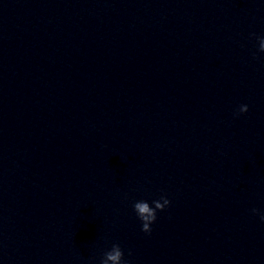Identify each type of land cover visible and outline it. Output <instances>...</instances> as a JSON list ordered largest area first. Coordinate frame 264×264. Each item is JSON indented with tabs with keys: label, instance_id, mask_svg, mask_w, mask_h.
I'll list each match as a JSON object with an SVG mask.
<instances>
[{
	"label": "clouds",
	"instance_id": "clouds-1",
	"mask_svg": "<svg viewBox=\"0 0 264 264\" xmlns=\"http://www.w3.org/2000/svg\"><path fill=\"white\" fill-rule=\"evenodd\" d=\"M259 51L264 52V37L259 38ZM248 111L247 105H241L237 112V115ZM170 205V201L162 196L159 200L152 201L150 205L147 201L140 200L134 203L133 208L138 218L142 222L141 230L145 233L150 234L152 229L151 225L157 219V211H164L166 207ZM256 213V209L252 210ZM260 219L264 221V214H261ZM124 253L119 244H113L110 251L104 253V258L100 264H124L123 262Z\"/></svg>",
	"mask_w": 264,
	"mask_h": 264
}]
</instances>
